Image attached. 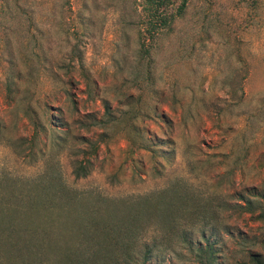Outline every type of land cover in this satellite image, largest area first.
Instances as JSON below:
<instances>
[{
	"label": "rangeland",
	"instance_id": "rangeland-1",
	"mask_svg": "<svg viewBox=\"0 0 264 264\" xmlns=\"http://www.w3.org/2000/svg\"><path fill=\"white\" fill-rule=\"evenodd\" d=\"M262 1L189 0L146 58L137 0H0V191L41 179L135 197L182 180L234 202L264 188ZM218 220L232 234L218 233V262L264 253V222Z\"/></svg>",
	"mask_w": 264,
	"mask_h": 264
},
{
	"label": "trees",
	"instance_id": "trees-1",
	"mask_svg": "<svg viewBox=\"0 0 264 264\" xmlns=\"http://www.w3.org/2000/svg\"><path fill=\"white\" fill-rule=\"evenodd\" d=\"M245 2V8L257 12L263 1ZM188 3L137 0L142 57L151 56L155 42L184 16ZM104 105L107 113L106 101ZM107 122L93 118L102 127ZM140 147L151 153L157 149L150 138ZM74 173L85 176L87 166L79 163ZM224 211L264 222V188L252 186L229 202L204 195L182 180L148 194L109 197L56 182L45 186L40 179L27 188L0 191V264H174V257H181L178 262L183 264H229L217 261L218 233L232 235L218 220ZM247 258L248 264H264V253L248 250Z\"/></svg>",
	"mask_w": 264,
	"mask_h": 264
}]
</instances>
